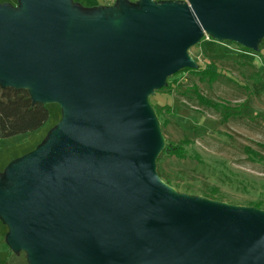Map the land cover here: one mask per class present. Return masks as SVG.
<instances>
[{
    "label": "water",
    "instance_id": "95a60500",
    "mask_svg": "<svg viewBox=\"0 0 264 264\" xmlns=\"http://www.w3.org/2000/svg\"><path fill=\"white\" fill-rule=\"evenodd\" d=\"M205 36L258 52L264 0L0 4V87L58 124L0 177L9 250L27 264H264V211L165 184L149 99L198 66Z\"/></svg>",
    "mask_w": 264,
    "mask_h": 264
},
{
    "label": "rangeland",
    "instance_id": "374dc122",
    "mask_svg": "<svg viewBox=\"0 0 264 264\" xmlns=\"http://www.w3.org/2000/svg\"><path fill=\"white\" fill-rule=\"evenodd\" d=\"M70 1L80 9L105 7L101 0H91L92 6L84 5L83 0ZM0 4L15 7L17 0H0ZM211 41L203 39L188 55L201 69L212 67L215 80L201 81L189 73H179L167 80L172 89L159 91L149 99L162 119L170 122L166 137L189 141L185 153L197 157L196 161L184 162L171 159L163 163L164 172L179 193L201 198L209 194L221 199L219 202L239 207L262 202L264 208V162L251 161L242 151L248 147L264 158V38L258 52H245L234 43ZM195 91L220 108L198 105ZM47 109L48 121L37 132L0 139V177L12 163L35 151L58 124L59 107L49 104ZM225 114L230 116L223 122ZM7 233L0 221V264H26L22 253L7 259Z\"/></svg>",
    "mask_w": 264,
    "mask_h": 264
},
{
    "label": "trees",
    "instance_id": "16d2710c",
    "mask_svg": "<svg viewBox=\"0 0 264 264\" xmlns=\"http://www.w3.org/2000/svg\"><path fill=\"white\" fill-rule=\"evenodd\" d=\"M211 42L213 44H221V45L230 44L229 42H217L214 40H212ZM236 46L245 52H250L245 48H242L238 45ZM183 72L189 73L201 81L207 79L211 81L216 79L215 74L212 73V67H207L204 69H201L200 67H198L197 69H185L182 70L180 73ZM172 87L173 85L169 83L162 90L172 89ZM157 92H155V94ZM195 94H196L195 99L198 105L208 109L213 108L215 110H218L220 108L219 104L198 94L197 91H195ZM155 111L157 118L160 122L162 134L166 142L164 150L162 151V153L160 154V156L156 161L157 174L165 184L171 186L172 185L171 181L165 175L163 163L171 159L182 160L183 162L191 161V160L196 161L197 157L191 158L190 156L188 157L187 154L185 153L186 151L185 147L189 144V141L187 140L173 141L172 139H168L166 137V127L169 125L170 122L162 119L161 115L158 113L160 111L158 110ZM229 116H230L229 114H225L223 117V122H226L229 119ZM48 118H49V112L47 109V105H42L39 103L33 104L28 92L23 90H14L11 88L2 89L0 87V139H8L20 135L35 133L47 123ZM259 147L263 148L262 146ZM242 151L249 160L251 161L257 160L260 162H264V158H262L258 153L254 152L250 148L243 147ZM186 193H190V192L186 191ZM202 196L211 200L214 199L218 201L221 200L218 198H214L213 195H209V194H202ZM249 205L250 207H254L259 210L262 209L264 210L262 206V202L252 203ZM7 249L9 255L13 254L8 247Z\"/></svg>",
    "mask_w": 264,
    "mask_h": 264
},
{
    "label": "built area",
    "instance_id": "2783aa9c",
    "mask_svg": "<svg viewBox=\"0 0 264 264\" xmlns=\"http://www.w3.org/2000/svg\"><path fill=\"white\" fill-rule=\"evenodd\" d=\"M102 1V3L104 4V6H113L114 5V3H115V0H101ZM153 1H159V0H153ZM204 40H206V41H210V37H208V36H205L204 37Z\"/></svg>",
    "mask_w": 264,
    "mask_h": 264
},
{
    "label": "crops",
    "instance_id": "0c3cea01",
    "mask_svg": "<svg viewBox=\"0 0 264 264\" xmlns=\"http://www.w3.org/2000/svg\"><path fill=\"white\" fill-rule=\"evenodd\" d=\"M129 1H130V0H129ZM83 2H84V3H83ZM81 3H83L84 5H85V3H88L89 6H92V4H91L92 1H91V0H83ZM86 5H87V4H86ZM88 5H87V6H88ZM5 251H6V257H7V259H9L10 255L8 254V249L6 248Z\"/></svg>",
    "mask_w": 264,
    "mask_h": 264
}]
</instances>
